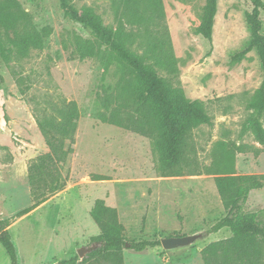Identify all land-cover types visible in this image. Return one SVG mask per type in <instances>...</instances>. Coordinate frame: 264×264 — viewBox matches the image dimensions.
<instances>
[{
	"label": "rangeland",
	"instance_id": "rangeland-1",
	"mask_svg": "<svg viewBox=\"0 0 264 264\" xmlns=\"http://www.w3.org/2000/svg\"><path fill=\"white\" fill-rule=\"evenodd\" d=\"M68 1L78 10L94 8L105 26L116 27L114 0ZM163 1L179 70L174 84L190 101H201L214 121L212 127L201 126L193 133L200 170L213 173L218 160L231 152L233 175L263 176L264 145L245 131L252 113L247 99L264 80L259 53H244L252 41L246 21L253 11L251 1L218 0L212 41L196 32L206 0ZM13 6L32 26L51 30L43 50L21 60L0 61V221H8L6 230L20 264H57L80 249L84 258L96 249L92 239L101 233L90 212L98 199L118 210L129 240L202 235L193 245L174 251H125V264H204L202 250L231 237L228 229L203 236L226 212L216 175L160 177L148 138L99 119L107 88L116 84L120 71L113 67L105 73L97 61L78 58L74 39L89 33L65 16L62 0H13ZM260 20L264 36V11ZM63 100L79 109L73 153L63 167L66 186L19 216L32 205L28 165L48 153L35 112ZM262 121L264 126V117ZM246 210L258 213L264 225V188L251 192ZM0 264H10L1 244Z\"/></svg>",
	"mask_w": 264,
	"mask_h": 264
},
{
	"label": "trees",
	"instance_id": "trees-1",
	"mask_svg": "<svg viewBox=\"0 0 264 264\" xmlns=\"http://www.w3.org/2000/svg\"><path fill=\"white\" fill-rule=\"evenodd\" d=\"M253 11L246 21L252 31V41L244 53L256 50L264 70V36L261 34L262 0H250ZM65 16L81 25L88 33L74 39L75 53L82 61H97L105 73L113 67L120 71L113 87H108L105 112L98 115L104 123L145 136L151 141L158 159L160 177L200 176L193 133L201 126L214 125L212 116L201 101H190L184 90L174 84L178 76L168 27L165 24L163 0H114L116 27H108L92 7L76 9L62 0ZM218 0H206L202 22L197 34L212 41ZM13 0H0V61L21 60L34 50L45 48L49 28L37 29L28 23L24 12L14 10ZM16 56V57H14ZM159 71L168 76H160ZM2 81V79L0 78ZM251 110L245 131L264 145V80L261 88L249 99ZM79 109L75 102H50L35 112V118L48 153L30 161L28 181L32 205L19 216L29 214L66 186L63 167L73 153L76 120ZM215 184L226 212L203 236L224 229L231 237L213 242L202 252L204 264H264V225L259 214L246 210L251 192L264 188V175H233L234 154L226 153L218 160ZM91 217L100 229L92 239L98 247L84 259L76 255L57 264H125L124 252L144 253L161 248L160 240H129L126 228L116 208L98 199ZM0 221V244L10 264H20L17 247Z\"/></svg>",
	"mask_w": 264,
	"mask_h": 264
},
{
	"label": "water",
	"instance_id": "water-1",
	"mask_svg": "<svg viewBox=\"0 0 264 264\" xmlns=\"http://www.w3.org/2000/svg\"><path fill=\"white\" fill-rule=\"evenodd\" d=\"M202 239L201 234L192 235V236H182V237H167L161 239L162 247L165 251H174L183 247H188L193 245L195 242ZM78 256L80 259H83L85 256V251L80 249L78 250Z\"/></svg>",
	"mask_w": 264,
	"mask_h": 264
},
{
	"label": "crops",
	"instance_id": "crops-1",
	"mask_svg": "<svg viewBox=\"0 0 264 264\" xmlns=\"http://www.w3.org/2000/svg\"><path fill=\"white\" fill-rule=\"evenodd\" d=\"M48 151H49V149H48Z\"/></svg>",
	"mask_w": 264,
	"mask_h": 264
}]
</instances>
